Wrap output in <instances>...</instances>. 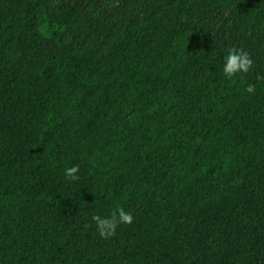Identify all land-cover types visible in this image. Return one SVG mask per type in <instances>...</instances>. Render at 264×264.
<instances>
[{
    "label": "trees",
    "instance_id": "1",
    "mask_svg": "<svg viewBox=\"0 0 264 264\" xmlns=\"http://www.w3.org/2000/svg\"><path fill=\"white\" fill-rule=\"evenodd\" d=\"M0 264H264V0H0Z\"/></svg>",
    "mask_w": 264,
    "mask_h": 264
},
{
    "label": "clouds",
    "instance_id": "2",
    "mask_svg": "<svg viewBox=\"0 0 264 264\" xmlns=\"http://www.w3.org/2000/svg\"><path fill=\"white\" fill-rule=\"evenodd\" d=\"M252 68L253 60L243 48L231 47L228 49L223 64V74L228 80H232L237 74H246ZM245 91L249 94L254 93L255 86L248 84ZM78 173L79 165H74L65 170V177L68 180L76 181L79 179ZM91 219L96 226L99 237L109 239L116 235L118 227L132 224L134 217L131 212L118 208L106 217L94 215Z\"/></svg>",
    "mask_w": 264,
    "mask_h": 264
},
{
    "label": "rangeland",
    "instance_id": "3",
    "mask_svg": "<svg viewBox=\"0 0 264 264\" xmlns=\"http://www.w3.org/2000/svg\"><path fill=\"white\" fill-rule=\"evenodd\" d=\"M217 184L218 185H222V182L219 180L218 182H217ZM134 213V212H133Z\"/></svg>",
    "mask_w": 264,
    "mask_h": 264
}]
</instances>
